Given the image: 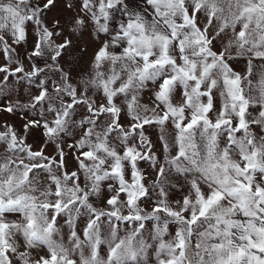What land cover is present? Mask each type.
<instances>
[{
	"label": "snow or ice",
	"instance_id": "1",
	"mask_svg": "<svg viewBox=\"0 0 264 264\" xmlns=\"http://www.w3.org/2000/svg\"><path fill=\"white\" fill-rule=\"evenodd\" d=\"M0 53V99L34 90L0 102V264H264V0H0Z\"/></svg>",
	"mask_w": 264,
	"mask_h": 264
},
{
	"label": "rangeland",
	"instance_id": "2",
	"mask_svg": "<svg viewBox=\"0 0 264 264\" xmlns=\"http://www.w3.org/2000/svg\"><path fill=\"white\" fill-rule=\"evenodd\" d=\"M63 9H64L63 3L58 2L57 8L53 9V11L51 13H48L49 22L52 21L54 16H60V17H62L63 20L71 19L72 14L65 12ZM29 32H30V38H29L28 42L17 48L18 53L23 54L26 49L30 51V49L28 48V45L32 43V39L34 38L35 33H34L33 28H31V27L29 29ZM65 35H67V33H65ZM75 42L80 44L81 46H83L84 44L91 45V43H92V41L90 40L87 33H85L81 38H79ZM90 54L91 53L89 51V54L84 57V61H87L89 59ZM21 59L25 65H28L29 61L27 59H24L23 56L21 57ZM65 60L66 61L69 60V57L67 56V54L65 55ZM4 63H6V61L4 59L3 54L0 53V65H3ZM241 66H243V65H241ZM81 67H83V62H81ZM12 80L14 81V78H12ZM33 91L34 90L30 89L26 84L22 87L14 84L12 95L10 97H8L7 99H0V102H2L3 104H7L10 100L11 101L19 100L21 102V104H23V103H26L28 101L29 93L33 92ZM143 99L145 102H150L149 95H145ZM27 111L28 110L22 109L14 116L10 115L8 113L0 112V124H2L4 121H7L10 124H14L18 129H22L23 124L26 122L24 116H25V112H27ZM29 115H30V113H29ZM149 133H150V139L157 146V148H159L160 145L158 143V129L152 128L149 130ZM43 142H44V137L42 135V132L38 131L36 129H33L27 136V143L33 145L34 150L42 147ZM69 142H71V141H69ZM47 151L49 153H51L53 151L52 146H49ZM69 165H70V168H72L74 170V163L71 160L69 161ZM147 167H148L147 164H143V163L141 164V168H147ZM181 195H182V193L180 191L175 190L174 194L172 196V199H178L181 197ZM143 206L150 209L152 205L150 203H147Z\"/></svg>",
	"mask_w": 264,
	"mask_h": 264
}]
</instances>
